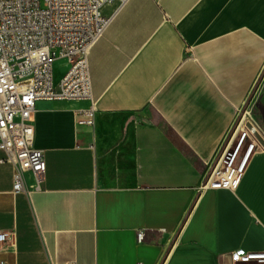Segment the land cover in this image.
<instances>
[{
    "label": "crops",
    "instance_id": "crops-1",
    "mask_svg": "<svg viewBox=\"0 0 264 264\" xmlns=\"http://www.w3.org/2000/svg\"><path fill=\"white\" fill-rule=\"evenodd\" d=\"M101 13L97 126L77 122L89 101L37 104L47 171L15 193L0 162V264H256L233 253L264 251V150L235 190L203 185L264 72V0H116ZM67 65L55 61L56 83Z\"/></svg>",
    "mask_w": 264,
    "mask_h": 264
},
{
    "label": "built area",
    "instance_id": "built-area-1",
    "mask_svg": "<svg viewBox=\"0 0 264 264\" xmlns=\"http://www.w3.org/2000/svg\"><path fill=\"white\" fill-rule=\"evenodd\" d=\"M116 0H0V151L15 167L14 192L40 190L47 162L34 146V113L40 101H89L78 111L79 125L93 131L98 111L90 75L92 48L111 23L101 13ZM126 5L130 0H117ZM67 60L58 83L54 63ZM260 124L246 111L235 122L203 189L235 190L252 156L264 150ZM11 236L0 231V253L10 251ZM144 233L138 234V241ZM236 263L264 264V251L242 247L233 253Z\"/></svg>",
    "mask_w": 264,
    "mask_h": 264
},
{
    "label": "rangeland",
    "instance_id": "rangeland-1",
    "mask_svg": "<svg viewBox=\"0 0 264 264\" xmlns=\"http://www.w3.org/2000/svg\"><path fill=\"white\" fill-rule=\"evenodd\" d=\"M63 70V67L59 62L55 64V73L58 74ZM252 113V117L257 120L264 131V72L259 81V85L254 94V98L251 102L249 110Z\"/></svg>",
    "mask_w": 264,
    "mask_h": 264
},
{
    "label": "water",
    "instance_id": "water-1",
    "mask_svg": "<svg viewBox=\"0 0 264 264\" xmlns=\"http://www.w3.org/2000/svg\"><path fill=\"white\" fill-rule=\"evenodd\" d=\"M256 136H257L258 139L261 141V143H263V145H264V140H263V138H262L259 134H257Z\"/></svg>",
    "mask_w": 264,
    "mask_h": 264
}]
</instances>
